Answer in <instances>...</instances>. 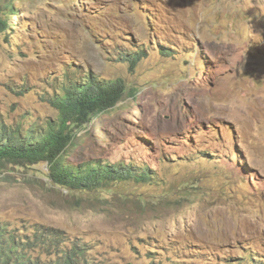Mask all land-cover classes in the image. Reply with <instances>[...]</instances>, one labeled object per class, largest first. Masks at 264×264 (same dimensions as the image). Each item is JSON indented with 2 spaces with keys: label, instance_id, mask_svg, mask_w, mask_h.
Instances as JSON below:
<instances>
[{
  "label": "rangeland",
  "instance_id": "1",
  "mask_svg": "<svg viewBox=\"0 0 264 264\" xmlns=\"http://www.w3.org/2000/svg\"><path fill=\"white\" fill-rule=\"evenodd\" d=\"M2 1L14 15L0 34V119H54L37 95L70 64L121 79L124 98L63 161L148 168L158 185L100 198L57 189L45 163L6 165L0 222L47 227L94 264L264 263V0Z\"/></svg>",
  "mask_w": 264,
  "mask_h": 264
},
{
  "label": "trees",
  "instance_id": "2",
  "mask_svg": "<svg viewBox=\"0 0 264 264\" xmlns=\"http://www.w3.org/2000/svg\"><path fill=\"white\" fill-rule=\"evenodd\" d=\"M12 11V6L0 0V34L9 31ZM143 53L141 49L131 52L132 57L125 61L133 66L144 57ZM50 81L49 88L37 97L55 110L54 119L38 122L27 115L16 124H6L0 119V171L6 165L26 168L45 163L47 178L57 189L97 194L100 198L111 195L120 182L158 185L148 168L102 160L77 165L63 161L65 151L79 131L124 98L123 80H105L88 72L82 74L80 65L70 64L59 80ZM29 91L27 88L19 95ZM32 233L16 232L0 222V264H94L81 245L71 243L70 248L64 247L65 240L60 233L44 226H38ZM243 261L264 264L252 252H245Z\"/></svg>",
  "mask_w": 264,
  "mask_h": 264
}]
</instances>
